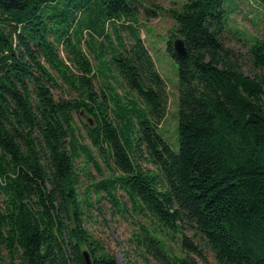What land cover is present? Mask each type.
<instances>
[{
    "label": "trees",
    "instance_id": "trees-1",
    "mask_svg": "<svg viewBox=\"0 0 264 264\" xmlns=\"http://www.w3.org/2000/svg\"><path fill=\"white\" fill-rule=\"evenodd\" d=\"M157 2L0 0V264H86L83 252L117 264L84 223L100 197L120 209L118 191L151 225L133 234L145 264H264V31L242 54L222 37L225 0L166 11L175 151L159 134L166 83L138 27ZM93 150L108 174L84 186L88 166L103 175Z\"/></svg>",
    "mask_w": 264,
    "mask_h": 264
},
{
    "label": "rangeland",
    "instance_id": "rangeland-1",
    "mask_svg": "<svg viewBox=\"0 0 264 264\" xmlns=\"http://www.w3.org/2000/svg\"><path fill=\"white\" fill-rule=\"evenodd\" d=\"M227 12H231L227 17L226 30L222 37L227 47L244 54L247 51V43L255 37H260L264 31V8L253 0H225ZM183 0H158L160 10L143 4L139 8L138 27L141 38H143L155 62L158 73L166 83L167 101L166 116L159 125V134L176 151L177 150V112H178V78L176 62L168 55L166 43L174 28L173 20L166 14L171 7L182 4ZM144 7H149L155 14L148 13ZM93 66L95 63L92 61ZM247 73L249 66L244 67ZM112 83V82H111ZM96 89L103 90L108 94L103 79H95ZM117 94L123 98L127 95L125 87H118L112 83ZM53 94L58 96L59 90H54ZM123 100V99H122ZM124 102V101H123ZM76 125L79 127L83 142L88 144L85 136L83 123H88L85 115H75ZM94 157L100 162L101 175L94 167L88 166L90 177H82L84 186L91 182H97L106 177L108 171L98 154L93 150ZM147 166V165H146ZM145 167V166H144ZM150 167V166H148ZM120 197V209H116L107 197H100L94 201L95 207L85 211V228L97 239L101 240L108 250L115 256L117 264H145L137 249L133 234L138 231L139 225L151 227L147 218L136 215L127 197L118 191ZM94 198V196H92ZM188 237L191 232H186ZM175 238V237H174ZM166 245L175 251L176 243L165 239ZM176 241V239H174ZM151 264H158L150 258ZM209 264H214L213 259L208 255ZM200 264H203L200 262Z\"/></svg>",
    "mask_w": 264,
    "mask_h": 264
},
{
    "label": "water",
    "instance_id": "water-1",
    "mask_svg": "<svg viewBox=\"0 0 264 264\" xmlns=\"http://www.w3.org/2000/svg\"><path fill=\"white\" fill-rule=\"evenodd\" d=\"M172 50L173 53L178 57H184L186 55V49L184 47V43L180 38H177L172 42ZM83 255H84L85 263L91 264L88 258V254L86 252H83Z\"/></svg>",
    "mask_w": 264,
    "mask_h": 264
}]
</instances>
